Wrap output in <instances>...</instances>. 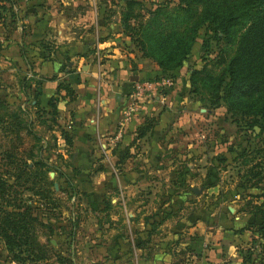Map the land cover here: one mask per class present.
<instances>
[{
    "label": "crops",
    "instance_id": "1",
    "mask_svg": "<svg viewBox=\"0 0 264 264\" xmlns=\"http://www.w3.org/2000/svg\"><path fill=\"white\" fill-rule=\"evenodd\" d=\"M57 1L62 7L52 25L57 31L56 39L64 43L62 55L29 53L25 59L30 63L28 72L39 81L38 99L44 109L49 108L48 99H56L52 101L59 128L70 138L68 145L56 134L62 157L57 159L56 167L72 181L77 191L75 198L81 203L106 202L109 206L105 213L99 210V214L79 219H95L97 227L92 232L90 258L81 262L74 258L75 263L242 264L240 250L257 237L255 232L241 228L245 211L238 214L227 205L223 213L191 219L186 226L178 228L171 221V227L164 231L157 209L163 202L161 176L176 165L167 158L201 152L187 137L200 103L187 98V79L175 73L171 86L141 98L125 120L133 81L161 72L155 63L131 49L118 19L108 22L105 18V23L99 20L100 14L112 12L113 4L103 8L97 0H16L11 7L16 12L15 40L7 51H0V60H17L16 46L24 43L21 26L31 25L32 36L27 39L34 40L42 13H53ZM2 14L7 21L8 11ZM59 82L67 83L71 93L58 89ZM148 117H153L152 125L138 133V127ZM60 183L64 188L62 179ZM120 206L123 214L116 213L115 208ZM150 222L155 226L162 223L150 231ZM183 227L184 233H178ZM193 234L202 236L198 254L184 250ZM262 239L257 241L264 243ZM252 262L264 264V256ZM0 264H17L6 258L1 240Z\"/></svg>",
    "mask_w": 264,
    "mask_h": 264
},
{
    "label": "trees",
    "instance_id": "2",
    "mask_svg": "<svg viewBox=\"0 0 264 264\" xmlns=\"http://www.w3.org/2000/svg\"><path fill=\"white\" fill-rule=\"evenodd\" d=\"M15 2L0 0L2 27L10 28L16 23V12L11 10ZM136 4L137 0H124L118 22L121 33L129 39L131 49L140 57L154 61L161 72L147 79L164 76L173 79L174 70L188 56L196 33L202 27L200 49L205 55L202 58L222 66L216 73L206 63L199 68H191L187 76L188 93L216 94L215 104L219 102L224 106L231 121L247 127L257 126L264 132V0H176L171 6L164 1L141 13L135 10ZM7 11L6 21L2 13ZM43 51L48 54L47 50ZM210 54L212 57L208 58ZM34 81L29 95V90L24 88H20V92L31 96L32 108L43 112L40 123L46 121L45 114H49L48 119L52 122L56 120L52 99H56H48L46 105L49 108L44 109L38 99L39 81ZM57 88H63L66 94L71 93L67 83L59 82ZM26 114L21 105L9 110L8 105L0 100V131L7 137L4 148L0 150V240L6 258L17 264H76L70 249L61 250L48 240L53 232L52 223H59L49 211L55 178H48L47 172L53 169L55 177H61L65 184L63 190L68 196L75 197L77 191L64 172L40 156L37 152L39 146L36 150L34 144L23 146L19 135L22 130L34 140L40 139L32 130L31 121L25 118ZM152 123L153 117L145 118L137 132L144 133ZM60 135L69 145L67 132L60 129ZM255 150L261 152V148ZM263 154L261 152L260 155ZM254 157L251 156L253 162L238 181L240 193L248 198L241 228L257 234L250 239L247 248L240 250L242 264H250L257 254L264 253L263 244L257 241L264 237V200L253 203L255 199L264 197V158L254 160ZM70 219L68 235L73 237L78 218L75 216L74 219L71 214ZM39 232L45 236L44 241L39 240ZM201 240V235H191L184 250L198 254ZM255 245L260 247L261 253L254 252Z\"/></svg>",
    "mask_w": 264,
    "mask_h": 264
},
{
    "label": "rangeland",
    "instance_id": "3",
    "mask_svg": "<svg viewBox=\"0 0 264 264\" xmlns=\"http://www.w3.org/2000/svg\"><path fill=\"white\" fill-rule=\"evenodd\" d=\"M137 1L138 4L134 8L137 12L141 13L153 7L157 2L166 1L171 6L172 2L176 0ZM97 2L103 8L113 4V7H110L112 8L111 13L105 12L108 15L104 13L99 15L100 21L105 23L106 21L115 22L117 19L119 20V11L123 7L124 0H97ZM55 5L56 10L53 13L52 11L48 14L42 13L43 17L40 19L42 21L39 22L38 28L35 30L34 40L27 39L32 36L30 35L31 25H27L28 27L25 25L21 26V38L24 43L16 46L18 53L17 60L10 59L4 62L0 60V100L8 105L9 110H15L18 105L26 109L27 114L25 118L28 117L31 121V128L38 134L40 139L34 140L30 134L22 130L19 135L23 146L34 144L36 145L33 147L34 150L39 146L37 152L52 167H58L57 159H62L59 152V141H57L56 136L58 134L60 139L62 138L60 128L57 117L55 118L56 120L51 122L48 119L49 114H45L46 117L44 118H46V121L40 123V120H43L40 117L43 115V112L32 108L31 104L33 101H29L31 96L28 95L30 86L33 85L34 80H37V78H34L28 72L30 63L29 60L25 59L32 52L46 53L43 49L47 50L48 55L52 57L62 55L64 43L56 39L57 31L53 29L52 25L55 16L61 10L62 3L57 1ZM63 13L65 14L64 10ZM105 18H108V20L105 21ZM8 28L6 26L0 27V51L6 50L7 47L11 46V42L15 40L13 38L15 29L12 26ZM116 28L113 30H116ZM16 32L18 31L16 30ZM202 34L203 28L201 27L196 33L195 41L188 56L181 66L174 70V73H179L182 78L187 79L189 70L191 68H199L203 63H206L207 67L210 66L214 73L221 69V64L208 61L206 60L207 58H202V56H205L201 53L200 49ZM210 57H212V54L208 56V58ZM21 59L24 60L22 61ZM150 61L154 63V61ZM20 88L29 90L28 92L26 91L28 95L22 94ZM186 95L192 102L200 103V109L193 115L194 121L188 130L187 137L193 140L192 145L194 149L198 148L201 152L195 150V153L190 157L173 156L166 160L173 164L175 163L177 167L175 168L174 166L172 171L164 172L161 176L163 185L161 197L163 202L157 209H160L164 231L167 227H171L168 226V224L172 223L171 221H173L174 225H178L179 228L186 226V222L188 221L192 222L191 219H208L219 214V212L223 213L227 205L233 208L232 212H238V214H240V211L244 212L246 209V199L248 198L240 193L238 181L241 180V174L249 166L250 162H253L251 156H255L254 160L264 158V132L259 131L257 126L247 127L231 121L224 111V106L219 104V102L215 104L216 94L208 96L200 94L190 95L187 92ZM138 102L139 100L137 99H130V103L135 107H137ZM135 110L138 111L137 108ZM203 113L206 115L204 116ZM6 139L7 137L2 136V132L0 131V150L4 148L3 144H5ZM258 148H261L263 155H260L261 152H256L255 149ZM181 150L182 146H179L178 151L181 152ZM47 177L51 179L55 178V181L52 182L54 190L53 203L49 205V211L54 216L55 222L59 223V225L52 223L53 232L48 240L50 243L53 240L54 243L51 244L56 245L61 250H65L66 247L70 249L76 262H81L84 259L88 260L91 256L90 249L93 248L94 236L92 232L97 225L95 219L88 218L86 221H79V219L85 217L86 214H99V210H103L105 213L109 206L106 205V202L86 205L84 201L81 203L80 201L82 200L75 198L76 196H68L67 191H64L63 187H59V184H62L60 183L61 177H55L53 169L47 172ZM261 200H264V197L255 199L253 203H258ZM115 210L116 213L123 214L121 206L120 208L116 207ZM151 210L149 209V211ZM36 212L40 214L39 210H36ZM71 214H73L74 219L75 216L78 218L73 228V237L68 235L71 229L70 225H68L71 220ZM100 219L104 220L103 217ZM93 221L95 224H93ZM160 223L162 222H157L155 226L153 222H150V231H153ZM105 226L106 223L102 224V227ZM184 230L183 227V229L177 232L182 234ZM38 238L40 241L45 240V236L40 232ZM103 239L105 240V238ZM138 240L140 241V239ZM262 240L264 241V239ZM262 244L264 246V243ZM254 252L261 253L262 250L255 245ZM261 255L264 256V253L257 254L256 259L260 258Z\"/></svg>",
    "mask_w": 264,
    "mask_h": 264
},
{
    "label": "built area",
    "instance_id": "4",
    "mask_svg": "<svg viewBox=\"0 0 264 264\" xmlns=\"http://www.w3.org/2000/svg\"><path fill=\"white\" fill-rule=\"evenodd\" d=\"M173 84L170 77L164 76L154 79L138 78L132 83L131 98L140 100L141 98L149 97L152 92L157 94L162 89H166ZM135 108L133 104H129L128 108L124 111V117L130 114V112Z\"/></svg>",
    "mask_w": 264,
    "mask_h": 264
},
{
    "label": "water",
    "instance_id": "5",
    "mask_svg": "<svg viewBox=\"0 0 264 264\" xmlns=\"http://www.w3.org/2000/svg\"><path fill=\"white\" fill-rule=\"evenodd\" d=\"M51 243H54V241H53V240H51Z\"/></svg>",
    "mask_w": 264,
    "mask_h": 264
}]
</instances>
